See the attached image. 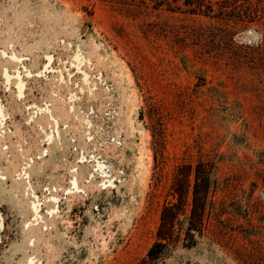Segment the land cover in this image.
<instances>
[{
    "label": "rangeland",
    "instance_id": "rangeland-1",
    "mask_svg": "<svg viewBox=\"0 0 264 264\" xmlns=\"http://www.w3.org/2000/svg\"><path fill=\"white\" fill-rule=\"evenodd\" d=\"M163 1L0 0V264H137L198 162L202 230L163 264H264V18Z\"/></svg>",
    "mask_w": 264,
    "mask_h": 264
},
{
    "label": "trees",
    "instance_id": "trees-1",
    "mask_svg": "<svg viewBox=\"0 0 264 264\" xmlns=\"http://www.w3.org/2000/svg\"><path fill=\"white\" fill-rule=\"evenodd\" d=\"M163 3L170 9L215 13L234 20L264 18V0H164ZM215 189L211 169L204 163L177 165L169 186L170 198L165 199L160 210L155 241L137 264H163L179 242L183 246L192 245L195 234L202 230L209 198Z\"/></svg>",
    "mask_w": 264,
    "mask_h": 264
},
{
    "label": "clouds",
    "instance_id": "clouds-1",
    "mask_svg": "<svg viewBox=\"0 0 264 264\" xmlns=\"http://www.w3.org/2000/svg\"><path fill=\"white\" fill-rule=\"evenodd\" d=\"M244 42L251 41L249 46H258L264 42V33L257 31L256 29H245L243 32Z\"/></svg>",
    "mask_w": 264,
    "mask_h": 264
}]
</instances>
